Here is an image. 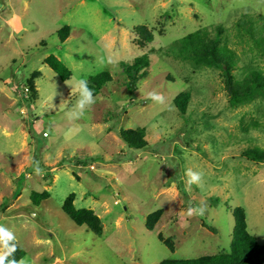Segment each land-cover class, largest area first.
Instances as JSON below:
<instances>
[{"label": "rangeland", "instance_id": "1", "mask_svg": "<svg viewBox=\"0 0 264 264\" xmlns=\"http://www.w3.org/2000/svg\"><path fill=\"white\" fill-rule=\"evenodd\" d=\"M260 17L264 0H0V228L27 252L19 264H162L228 252L229 208L238 207L264 245V163L244 156L264 150V97L231 106L220 70L174 51L187 35L222 26L237 79L264 74ZM139 26L154 41L141 45ZM51 55L72 71L69 81L45 63ZM145 55L150 73L133 90L124 64ZM102 72L113 81L81 109L80 82ZM183 92L186 115L175 105ZM139 128L149 146L130 149L120 132ZM188 169L202 174L198 184L187 183ZM45 191L50 199L35 206L32 194ZM72 194L102 218V237L64 213ZM1 235L3 262L13 248Z\"/></svg>", "mask_w": 264, "mask_h": 264}, {"label": "trees", "instance_id": "2", "mask_svg": "<svg viewBox=\"0 0 264 264\" xmlns=\"http://www.w3.org/2000/svg\"><path fill=\"white\" fill-rule=\"evenodd\" d=\"M263 22L262 43L264 45V17H260ZM244 23V22H243ZM242 23V24H243ZM72 27L65 26L59 32L58 36L61 43H64L71 34ZM139 35L138 42L146 45L154 41L152 32L146 26L135 28ZM253 31V30H252ZM225 29L222 26L216 29H200L181 39L174 47L176 55L182 60L189 61L195 65H203L218 69L222 72L226 91L229 96L231 106H237L242 103L252 101L258 96L264 97V74L258 71L250 72L243 80L237 79L234 70L237 67L236 55L224 42L223 37ZM150 56L145 55L134 61L133 64H124L127 76V84L137 90L136 85L139 79L148 76L150 72ZM45 63L59 76L63 81H69L72 77V71L56 56L51 55ZM41 77L40 72L32 74L28 80V88L31 101L38 99L34 81ZM113 81L110 72H102L91 77L86 82L87 88L92 92V97L101 94L103 88ZM191 101V94L183 92L175 99V105L182 115H186ZM120 138L125 145L133 150H145L148 148L147 130L145 128L122 130ZM244 156L250 160L264 163V150L256 147L244 152ZM48 191L42 193H33L31 201L35 206H40L44 201L50 199ZM76 194L70 195L63 206L64 213L79 227H86L89 231L98 237L104 233L102 218L93 210L79 209L76 207ZM234 217V231L232 235L231 247L228 252L216 255H207L195 259L186 260H167L162 264H264V245L258 242V239L251 233L248 224V215L245 208H229ZM163 212L161 210L151 214L147 219L146 228L148 231H154L155 226L160 221ZM2 241L7 248H13L10 254L3 260V264H19L27 255L22 247L16 244V241L9 238L4 233L1 235ZM159 240L164 243L172 252L174 244L172 240H164L159 236Z\"/></svg>", "mask_w": 264, "mask_h": 264}, {"label": "clouds", "instance_id": "3", "mask_svg": "<svg viewBox=\"0 0 264 264\" xmlns=\"http://www.w3.org/2000/svg\"><path fill=\"white\" fill-rule=\"evenodd\" d=\"M81 100L79 102V107L82 109L85 104H90L92 103V92L87 88L86 82L81 81ZM152 98L155 100H160L161 97L155 94H152ZM186 175L188 177V181L187 183L189 185L191 184H198L201 181L202 178V174L200 172H196V171H192L191 169H188L186 172ZM206 209V205H201V207L199 208V213L203 214V212ZM194 209L189 207L188 209V214L191 215L193 213ZM0 233H4L6 236H8L9 238H11V234L7 233L4 229L0 228ZM0 264H3L2 261H0Z\"/></svg>", "mask_w": 264, "mask_h": 264}]
</instances>
